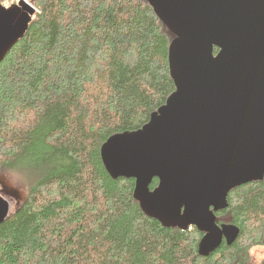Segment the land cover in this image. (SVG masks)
I'll return each mask as SVG.
<instances>
[{
  "label": "trees",
  "instance_id": "trees-1",
  "mask_svg": "<svg viewBox=\"0 0 264 264\" xmlns=\"http://www.w3.org/2000/svg\"><path fill=\"white\" fill-rule=\"evenodd\" d=\"M30 3L37 13L0 64V175L26 192L0 225V264H244L264 249V179L228 194L217 223L239 236L203 258L201 233L146 217L134 181L102 166L108 138L140 130L175 91L174 37L149 4Z\"/></svg>",
  "mask_w": 264,
  "mask_h": 264
},
{
  "label": "water",
  "instance_id": "water-1",
  "mask_svg": "<svg viewBox=\"0 0 264 264\" xmlns=\"http://www.w3.org/2000/svg\"><path fill=\"white\" fill-rule=\"evenodd\" d=\"M31 1L0 3V64L37 13ZM145 1L174 37L175 91L140 130L108 138L100 159L112 180L134 181L146 217L201 233L207 258L239 236L217 223L228 194L264 179V0ZM14 212L0 194V225Z\"/></svg>",
  "mask_w": 264,
  "mask_h": 264
},
{
  "label": "rangeland",
  "instance_id": "rangeland-1",
  "mask_svg": "<svg viewBox=\"0 0 264 264\" xmlns=\"http://www.w3.org/2000/svg\"><path fill=\"white\" fill-rule=\"evenodd\" d=\"M25 189L22 183L14 175H0V194L8 199L15 211L24 200ZM264 249L252 252L244 264H262L261 256H264Z\"/></svg>",
  "mask_w": 264,
  "mask_h": 264
},
{
  "label": "bare ground",
  "instance_id": "bare-ground-1",
  "mask_svg": "<svg viewBox=\"0 0 264 264\" xmlns=\"http://www.w3.org/2000/svg\"><path fill=\"white\" fill-rule=\"evenodd\" d=\"M12 48H13V47H12ZM12 48H11V49H12ZM11 49H10V50H11ZM4 58H5V57H4Z\"/></svg>",
  "mask_w": 264,
  "mask_h": 264
},
{
  "label": "flooded vegetation",
  "instance_id": "flooded-vegetation-1",
  "mask_svg": "<svg viewBox=\"0 0 264 264\" xmlns=\"http://www.w3.org/2000/svg\"><path fill=\"white\" fill-rule=\"evenodd\" d=\"M220 213V212H219ZM218 214V213H217Z\"/></svg>",
  "mask_w": 264,
  "mask_h": 264
}]
</instances>
